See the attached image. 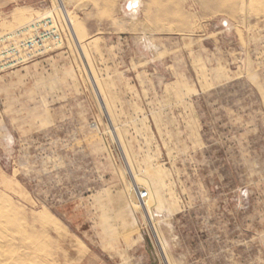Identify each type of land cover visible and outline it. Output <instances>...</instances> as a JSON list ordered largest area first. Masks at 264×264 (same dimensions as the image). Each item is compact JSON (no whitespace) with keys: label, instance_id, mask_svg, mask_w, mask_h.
Instances as JSON below:
<instances>
[{"label":"rangeland","instance_id":"rangeland-1","mask_svg":"<svg viewBox=\"0 0 264 264\" xmlns=\"http://www.w3.org/2000/svg\"><path fill=\"white\" fill-rule=\"evenodd\" d=\"M130 1L0 17V264H264V0Z\"/></svg>","mask_w":264,"mask_h":264},{"label":"built area","instance_id":"built-area-1","mask_svg":"<svg viewBox=\"0 0 264 264\" xmlns=\"http://www.w3.org/2000/svg\"><path fill=\"white\" fill-rule=\"evenodd\" d=\"M2 15L0 14V17ZM34 26L37 33L30 38L25 35V27L0 32V75L45 52L46 43L44 34L40 33V22L37 21ZM49 32L53 36V45H57L60 42V34L56 31Z\"/></svg>","mask_w":264,"mask_h":264},{"label":"crops","instance_id":"crops-1","mask_svg":"<svg viewBox=\"0 0 264 264\" xmlns=\"http://www.w3.org/2000/svg\"><path fill=\"white\" fill-rule=\"evenodd\" d=\"M19 1L21 0H0V14L12 12Z\"/></svg>","mask_w":264,"mask_h":264},{"label":"bare ground","instance_id":"bare-ground-1","mask_svg":"<svg viewBox=\"0 0 264 264\" xmlns=\"http://www.w3.org/2000/svg\"><path fill=\"white\" fill-rule=\"evenodd\" d=\"M140 0H131L130 1V3H129V9L131 10L132 9V12H133V10H136V7H137V5H138V2H139ZM60 3V2H59ZM61 5V4H60ZM72 21V20H71ZM70 21V22H71ZM69 22V23H70ZM71 24V23H70Z\"/></svg>","mask_w":264,"mask_h":264}]
</instances>
